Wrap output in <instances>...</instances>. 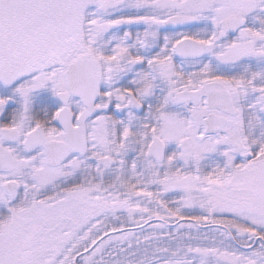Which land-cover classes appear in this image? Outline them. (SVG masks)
I'll return each mask as SVG.
<instances>
[{"label": "snow or ice", "instance_id": "obj_1", "mask_svg": "<svg viewBox=\"0 0 264 264\" xmlns=\"http://www.w3.org/2000/svg\"><path fill=\"white\" fill-rule=\"evenodd\" d=\"M0 264H264V0H0Z\"/></svg>", "mask_w": 264, "mask_h": 264}]
</instances>
